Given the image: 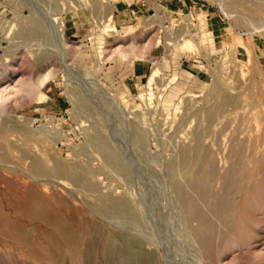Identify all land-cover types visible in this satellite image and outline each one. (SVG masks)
Masks as SVG:
<instances>
[{"label": "rangeland", "instance_id": "rangeland-1", "mask_svg": "<svg viewBox=\"0 0 264 264\" xmlns=\"http://www.w3.org/2000/svg\"><path fill=\"white\" fill-rule=\"evenodd\" d=\"M0 130V264H118L129 234L150 264H264V0H0ZM185 147L212 170L185 192L208 234L172 185L199 167ZM30 148L95 186L62 191Z\"/></svg>", "mask_w": 264, "mask_h": 264}, {"label": "bare ground", "instance_id": "bare-ground-1", "mask_svg": "<svg viewBox=\"0 0 264 264\" xmlns=\"http://www.w3.org/2000/svg\"><path fill=\"white\" fill-rule=\"evenodd\" d=\"M55 20V19H53ZM263 27V26H262ZM260 28V27H259ZM222 71V70H221ZM223 74V73H222ZM157 77V69L153 70L149 76H148V79H147V85H150L151 83H153V81L156 79ZM224 77V76H223ZM227 78V77H226ZM226 81V79L224 80ZM228 81V80H227ZM244 84V83H243ZM219 93V96H220V101L221 102H226V101H232L234 98V96H229L227 95L226 93H222V92H218ZM228 93V92H227ZM233 95V94H232ZM80 101V100H79ZM83 102H85L83 100ZM81 102V103H83ZM87 104V103H86ZM223 104V103H222ZM80 105V104H79ZM82 106V105H81ZM87 107V106H86ZM91 109V108H90ZM83 110V109H82ZM86 112V110H85ZM90 112V111H89ZM88 113V111H87ZM98 118V117H97ZM100 118H98L99 120ZM102 119V118H101ZM97 121V119L94 118V120L92 121ZM99 122H101L99 120ZM103 123V122H102ZM101 126V125H100ZM106 126V125H105ZM25 130V129H24ZM1 131V130H0ZM101 131V130H100ZM103 132V131H101ZM99 132V133H101ZM106 132V131H104ZM98 135V134H97ZM103 135H105V133H103ZM11 137V136H10ZM110 138V137H108ZM108 138H105L103 136H99V137H96L94 138V146H96V148L98 149V151L102 154V156L104 157V159L110 163L113 167H115V169L119 170L120 171H123V172H120V173H126L124 171L125 168L122 164V162L119 161L120 157L118 158L117 157V154L115 152V149L110 145L111 143H109L110 141H108ZM112 138V137H111ZM29 142V141H28ZM115 142V141H114ZM34 144V143H33ZM196 147V146H195ZM186 148L183 150V157L187 158V159H194L195 160H198L199 163H196L197 165L199 164V167L193 171H191L190 173V176L191 178L190 179H187L186 181V184L184 185L183 182H181L177 177H176V174H179L177 173L178 170L180 171V168L182 167V165H176L175 163H171L170 164V174H171V177H172V185L178 195V198L179 200L181 201V203L183 204V206L185 207L184 209L186 210V214L188 216H192V217H196V218H193V219H198L197 221L200 223V225H202L201 227H203L205 233L204 234H208V231L211 230L208 226L210 225L211 227V224H209V221L211 222V219L209 220L208 218H206L204 212L202 211V207L201 205H199L198 201L197 200H193L191 199L190 197H188L187 195H185V192L188 191V189H193V193L196 191L198 195H200V198H201V192L203 190V187L201 186L200 182H202L204 180V177L206 176H211L212 175V170L209 169V171L207 170H204V166H205V162H204V156L203 154L201 153H198L200 150H198V152L196 151V148ZM27 153V156L28 157H32L33 160H32V163H31V167L33 169H38L40 172H43V173H48V174H51L53 176H56L57 178L52 180L56 186H58L57 188H61L62 191H67L69 194L72 192L74 194V190L71 189L70 186L67 187V185H65L62 181L65 179L62 177L63 176H69L70 178H72V180L78 184H81V185H85L87 187H93L95 186V183L94 182H91L89 180V175L91 174V169L89 167H86V166H78V165H74L73 163L71 164H65L63 161L62 163L60 162H55L53 164V166H51L50 168H47L45 166H43L42 162L39 160L38 157V154L36 152V148H30L29 149V152H26ZM43 155V154H42ZM48 156V155H47ZM69 162V161H67ZM204 162V163H203ZM4 164V163H3ZM22 165V164H21ZM21 169V168H20ZM114 169V168H113ZM26 170V169H25ZM30 170V168H29ZM183 171V170H182ZM24 172V171H23ZM27 172V171H26ZM129 172V171H127ZM5 174V173H4ZM29 174V172H28ZM230 174H233V172L231 171L230 173L228 172V175ZM126 175V174H125ZM129 175V174H128ZM183 175V174H181ZM32 176V175H31ZM40 176V175H39ZM204 176V177H203ZM42 177V175H41ZM41 177H39V179H41ZM128 177V176H127ZM201 177L203 178V180H201ZM24 178V177H23ZM26 178V177H25ZM33 178V176H32ZM43 178V177H42ZM46 178H49V177H46ZM50 178V179H51ZM93 178V177H92ZM181 178V177H180ZM4 179V178H3ZM38 179V180H39ZM45 179V178H44ZM60 179V180H59ZM125 179V178H124ZM127 180V179H125ZM237 180V179H236ZM40 181V180H39ZM66 181V180H65ZM129 183V182H128ZM186 186H187V189H186ZM46 187V186H45ZM55 187V186H54ZM235 187V181L232 180V178L226 176V179H225V184H224V190L225 191H229V190H232L233 188ZM23 189V188H22ZM205 190V189H204ZM223 190V191H224ZM66 192V193H67ZM190 193V192H188ZM191 192V194H193ZM78 199V198H77ZM90 199V198H89ZM34 200V199H33ZM91 200V199H90ZM85 201V200H84ZM89 202V200H86ZM82 202V201H81ZM98 202V201H97ZM120 202V207H119V210L120 212L119 213H123V214H126L128 216H132L131 214H133L134 212H131L129 206L127 205L126 202L124 201H119ZM86 203V202H85ZM91 203V202H89ZM88 203V204H89ZM201 203V201H200ZM93 204V203H92ZM91 205V208H93V206ZM220 205L222 204L219 203ZM230 204V203H229ZM229 204L227 202H223V205L221 206V210H220V215L222 216H226V214H230L228 208H230ZM37 206V205H36ZM94 206H96L97 209H101L102 208V204H95ZM220 207V206H218ZM94 208V209H96ZM204 208V207H203ZM133 209V208H132ZM206 209V208H205ZM233 209V208H232ZM41 211V210H39ZM208 211V210H207ZM33 212V211H32ZM209 213V211H208ZM44 214V213H42ZM135 215V214H134ZM209 216V215H208ZM39 217V216H38ZM137 217V216H136ZM191 217V218H192ZM46 218V217H45ZM51 218V217H50ZM133 218H135L133 216ZM209 220V221H208ZM222 220V219H221ZM10 223H14V222H10ZM9 223V224H10ZM54 223V222H53ZM14 225V224H13ZM67 226V225H66ZM11 229V228H10ZM192 229V228H190ZM202 229V228H201ZM219 229V228H218ZM16 230V229H15ZM198 231V230H196ZM217 233H219V231L215 230ZM69 232H70V229H69ZM211 233V231H210ZM221 233V232H220ZM70 236V233H68ZM117 234V233H116ZM76 235V234H75ZM119 235V234H118ZM67 237V236H65ZM110 237V236H109ZM118 237V236H117ZM207 239H209L208 237L210 236H205ZM69 238V237H68ZM121 238H124L123 240H128L129 243H125V246L121 248H119V254L117 253L118 255V264H150V263H153V262H150V258L148 257V253L146 251H141V250H136L137 247H136V243L134 242V238L129 234V235H126L125 237H121ZM119 239V240H122V239ZM67 239V238H66ZM111 239V238H110ZM196 240V239H195ZM69 241V240H68ZM116 241V240H114ZM66 243V242H65ZM106 243V241H105ZM112 243V242H110ZM204 243V242H203ZM117 244V243H116ZM118 245V244H117ZM124 245V244H123ZM66 246V245H65ZM106 246V245H105ZM69 247H67V250L70 251V249H68ZM71 250H72V254L75 253V249L74 247H71ZM112 248V246H111ZM117 248V249H118ZM107 249V248H106ZM108 249H109V246H108ZM71 254V255H72ZM151 255V254H150Z\"/></svg>", "mask_w": 264, "mask_h": 264}]
</instances>
